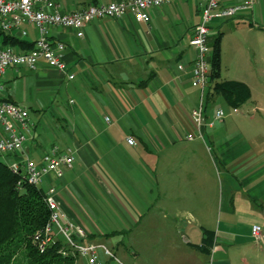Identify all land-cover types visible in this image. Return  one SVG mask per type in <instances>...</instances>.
I'll return each mask as SVG.
<instances>
[{
    "label": "crops",
    "instance_id": "0c3cea01",
    "mask_svg": "<svg viewBox=\"0 0 264 264\" xmlns=\"http://www.w3.org/2000/svg\"><path fill=\"white\" fill-rule=\"evenodd\" d=\"M111 1L115 0H57L63 11ZM201 5V0H175L152 8L148 23L130 15L95 18L84 24L82 36L53 27L50 34L64 43L67 69L62 72L40 61L34 70L24 66L6 70L5 95L28 109L32 128L22 151L0 157L6 163L25 155L40 160L53 145L60 150L71 148L72 166L61 178L49 173L38 186L45 183L46 192L55 185L61 208L90 240L104 243L92 236L89 220L90 212L99 214L95 205L100 206L105 194L114 211L121 204L130 209L126 211L134 221L153 210L164 215L185 213L184 230L194 241H180V264H207L210 254L195 246L201 242V228L213 231V264H233L236 259L249 264L250 256L264 254L251 234L253 224L264 225V134L261 120L256 124L253 116L242 114L217 124L208 121V105L217 98L205 105L209 79L202 100L201 90L191 84L195 51L189 38L200 22ZM22 27L29 40L35 39L33 26L24 23ZM216 32L222 33L220 79L247 84L253 101L250 111L260 113L251 81L260 79L261 61L248 73L233 74L224 56L225 50L230 54L245 50L248 42L252 44L247 49L255 53V40L264 33V0L214 19L210 36ZM12 46L16 51L30 49ZM71 81H75L73 91L67 97L62 88ZM201 101L204 122L198 128L191 112ZM38 119H45L47 125ZM127 136L136 144H129ZM215 208L219 213L212 226L207 221Z\"/></svg>",
    "mask_w": 264,
    "mask_h": 264
},
{
    "label": "built area",
    "instance_id": "2783aa9c",
    "mask_svg": "<svg viewBox=\"0 0 264 264\" xmlns=\"http://www.w3.org/2000/svg\"><path fill=\"white\" fill-rule=\"evenodd\" d=\"M175 0H115L108 3H90L84 8L63 11L57 0H0V31L28 39L24 23L33 26L37 35L33 46L24 51H16L10 44L0 40V124L4 135L0 137V156L17 154L24 149L25 141L32 128L28 109L5 95L4 76L9 67L24 66L29 70L37 69L40 61L62 72L67 69L63 58L64 43L55 39L50 30L53 27L71 29L76 36L83 35L84 24L95 18L111 17L120 19L125 15L132 16L138 22L148 23L150 10ZM201 19L190 35L189 44L194 48L192 61L191 84L201 90V100L211 73V46L209 44L210 25L214 19L229 17L239 11L250 9L256 0H242L233 5H221L219 0H201ZM180 68L181 65H178ZM69 78L73 74L68 75ZM72 101V100H71ZM222 109H217L215 119H222ZM191 115L198 128L203 124L202 101L192 110ZM108 120V117H105ZM192 138V134L187 135ZM129 144L136 141L127 136ZM74 153L71 148L60 150L53 145L42 154L40 160L25 155L20 160L8 162L10 169L19 174L17 186L23 183L39 185L45 176L52 173L55 178H61L65 170L72 166ZM55 185H50L44 193V201L50 213L44 226L33 235L35 246L43 250L56 240H61L59 252L63 255L76 256L84 259L82 264H104L101 252L113 257L112 251L102 242L88 239V233L75 221L71 220L61 208L56 197ZM251 234L255 241L263 242L264 236L259 224H253ZM214 246H211L207 264H213Z\"/></svg>",
    "mask_w": 264,
    "mask_h": 264
},
{
    "label": "rangeland",
    "instance_id": "374dc122",
    "mask_svg": "<svg viewBox=\"0 0 264 264\" xmlns=\"http://www.w3.org/2000/svg\"><path fill=\"white\" fill-rule=\"evenodd\" d=\"M172 23L174 24V21H172ZM26 28H29V26H26ZM259 35L260 36L255 40V43H257L255 53L247 49L249 44H252L250 42L246 43L245 50L237 52L236 54H230L225 50L224 64L230 68L233 74H243L245 72L248 73L251 68H257L259 65L256 62L261 61L260 79L256 83L251 81L253 91L252 98L261 106L260 113L255 110L250 111L253 106L252 99L242 103L237 107L238 111H235L224 101L222 96L218 95L215 101L208 105V121L217 124L223 119H235L238 118V115L242 114L253 116L256 124L261 120V133L264 134V33ZM227 42L228 40L225 41V45H227ZM224 69L226 71V67ZM74 82L75 81H71L69 84H63L62 91L65 96L69 97V92L73 91L72 85ZM219 108L222 109L225 114L222 119H215V112ZM32 118L35 120L36 116L33 115ZM38 120L40 122L39 124L47 125L45 119ZM123 153L126 154L125 152ZM1 159L4 160V157H1ZM126 183L129 184L128 182ZM40 187L45 190L47 185L43 183ZM217 190L220 202L221 181L219 175L217 178ZM101 201L102 202H99L101 207L98 204L95 205L99 210V214L95 215L90 212L91 219L89 221L91 222V229L94 232L92 236H95L96 240L103 241L114 255L113 257L103 256L102 259L106 260V264H180L183 256L182 244L180 241H194L193 238L188 237L189 235H187L184 230V226L187 224L185 213H178L175 215L173 212L167 211L166 215H164L163 211L153 210L148 211L145 215L134 221L127 214L128 212L126 210L130 209H125L121 204H117L118 207L120 206V209L119 211H114L115 209L111 201L108 200L105 194H103ZM91 203H93V207L90 208L94 210V201H91ZM103 206L107 207V209H104ZM218 213V209H213L208 216L207 223L214 226ZM118 214H123L125 217L122 216V218H120L121 215L118 216ZM172 217H174V220ZM176 217H178V220H176ZM256 224L260 225L261 232L264 234V225L261 223ZM196 229H198V227H196ZM111 230L116 231L108 237L103 236V234L109 233ZM252 239L255 243H258L253 237ZM259 244V247L256 246L260 250H264V241L262 243L259 242ZM261 254V252H258L253 257L250 256L249 264H264V254ZM23 258L24 249L20 248L17 253L16 262L22 264ZM233 264L241 263L236 259L233 261Z\"/></svg>",
    "mask_w": 264,
    "mask_h": 264
},
{
    "label": "trees",
    "instance_id": "16d2710c",
    "mask_svg": "<svg viewBox=\"0 0 264 264\" xmlns=\"http://www.w3.org/2000/svg\"><path fill=\"white\" fill-rule=\"evenodd\" d=\"M221 32L209 36L211 50V73L206 91V102L222 96L226 103L237 108L250 98L247 84L239 80L220 79L221 71ZM0 40L5 44H22L28 48L33 41L5 34L0 31ZM19 174L13 172L0 157V264L16 262L20 248L24 249L22 264H75L76 256L59 252L61 240H56L45 249H38L33 243L34 233L41 229L48 219L50 210L44 201V190L38 185L23 183L17 186ZM202 237L195 245L205 254H210L213 244V231L201 228ZM115 231L105 233L108 237Z\"/></svg>",
    "mask_w": 264,
    "mask_h": 264
}]
</instances>
